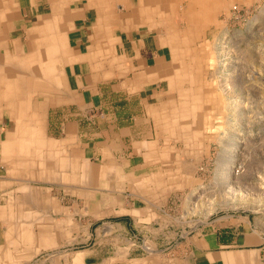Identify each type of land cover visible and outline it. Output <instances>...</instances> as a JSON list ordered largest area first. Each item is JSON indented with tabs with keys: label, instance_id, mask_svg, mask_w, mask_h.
I'll use <instances>...</instances> for the list:
<instances>
[{
	"label": "crops",
	"instance_id": "obj_1",
	"mask_svg": "<svg viewBox=\"0 0 264 264\" xmlns=\"http://www.w3.org/2000/svg\"><path fill=\"white\" fill-rule=\"evenodd\" d=\"M140 4L0 0V75L17 74L0 82V264H264V215L193 229L157 209L151 168L184 136L202 66L194 23Z\"/></svg>",
	"mask_w": 264,
	"mask_h": 264
},
{
	"label": "rangeland",
	"instance_id": "obj_2",
	"mask_svg": "<svg viewBox=\"0 0 264 264\" xmlns=\"http://www.w3.org/2000/svg\"><path fill=\"white\" fill-rule=\"evenodd\" d=\"M220 2L212 24L208 23L190 44L193 54L199 55L198 66H205L196 73L199 102L182 115L184 136L173 137V149L164 144L165 159L151 168L161 170L157 176L163 197L155 204L170 226L188 223L194 229L226 216L264 215V0ZM177 3L167 6L165 19L186 34L192 27L186 2ZM200 21L194 23L195 28L203 25ZM193 54L184 56L182 67L192 66ZM180 117L176 116V121ZM166 138L159 136L163 142ZM54 194L61 196L57 190ZM135 200L145 203L142 198ZM173 232L166 230L161 235L172 239ZM138 237L141 243L143 236ZM74 246L79 247V243ZM160 248L166 254L172 251ZM139 250L144 252L141 247ZM54 252L43 250L37 258Z\"/></svg>",
	"mask_w": 264,
	"mask_h": 264
},
{
	"label": "bare ground",
	"instance_id": "obj_3",
	"mask_svg": "<svg viewBox=\"0 0 264 264\" xmlns=\"http://www.w3.org/2000/svg\"><path fill=\"white\" fill-rule=\"evenodd\" d=\"M181 3L183 2V4H185L186 2V15L188 17V20L189 21H192V23H195L194 20L195 18L197 19H203L204 23L203 25H199L198 28H195L193 26L192 28V34L196 33V34H199L201 33L205 28H206V25L207 23L209 22H212L213 21V15H214V12H215V9H217L221 2L220 0H179ZM140 5H142V7H145V6H152L154 9L160 7L162 8L163 6L165 7V5H168L169 3H173V7L175 6L176 4V0H140ZM182 4V5H183ZM212 4L214 5L213 7V11H212ZM177 6V5H176ZM147 11V10H146ZM168 11V10H167ZM175 11V10H174ZM173 11V12H174ZM143 12V11H142ZM161 12V11H160ZM170 14V13H169ZM149 15V14H148ZM164 15V14H163ZM147 17V16H146ZM164 18V17H162ZM152 20V18L150 19ZM165 20V19H164ZM149 23V22H148ZM174 23V22H173ZM212 24V23H211ZM210 24V25H211ZM180 32V31H179ZM187 32V31H186ZM187 35V34H186ZM198 36V35H197ZM190 37H193V36H190ZM177 38V37H176ZM168 43V42H166ZM176 53V52H175ZM182 60V59H181ZM185 60V59H184ZM188 61V60H187ZM197 62V61H196ZM183 64V63H182ZM185 65V64H184ZM195 66V65H194ZM199 67V66H198ZM224 67V66H223ZM171 68V67H170ZM1 69V68H0ZM167 69V68H166ZM174 69V67H173ZM197 69V72L201 73L204 69H200V71ZM176 73V72H175ZM193 73V71H192ZM191 73V74H192ZM190 74V71L189 72H185L183 73L181 76L185 77L186 79H192L193 80V77L192 75ZM13 75H16V73H13V72H7V75H0V82H9V80L13 77ZM170 76V75H169ZM27 77V76H26ZM228 82V78L226 80ZM195 99H200L199 96L198 98L196 97ZM198 100H196V104L199 102ZM202 100V99H201ZM206 115V114H205ZM196 116V115H195ZM197 117V116H196ZM209 117V116H208ZM211 117V116H210ZM197 134L198 132H195V135L194 137L197 138ZM201 135V134H200ZM199 136V135H198ZM201 137V136H200ZM198 139V138H197ZM221 140V139H220ZM226 180V179H225Z\"/></svg>",
	"mask_w": 264,
	"mask_h": 264
}]
</instances>
